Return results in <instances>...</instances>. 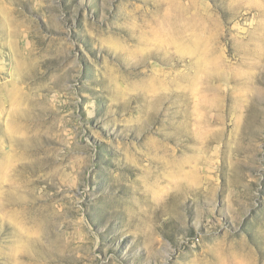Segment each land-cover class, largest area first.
Returning a JSON list of instances; mask_svg holds the SVG:
<instances>
[{"label":"rangeland","instance_id":"374dc122","mask_svg":"<svg viewBox=\"0 0 264 264\" xmlns=\"http://www.w3.org/2000/svg\"><path fill=\"white\" fill-rule=\"evenodd\" d=\"M0 183V264H264V0H0Z\"/></svg>","mask_w":264,"mask_h":264},{"label":"bare ground","instance_id":"6f19581e","mask_svg":"<svg viewBox=\"0 0 264 264\" xmlns=\"http://www.w3.org/2000/svg\"><path fill=\"white\" fill-rule=\"evenodd\" d=\"M1 184V183H0ZM11 187V186H10ZM4 191V190H3ZM0 192H1V190H0ZM5 194V193H4ZM1 196V195H0Z\"/></svg>","mask_w":264,"mask_h":264}]
</instances>
